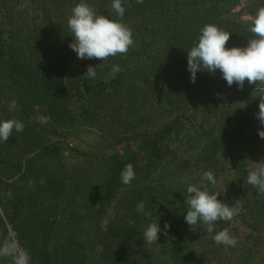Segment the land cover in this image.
Masks as SVG:
<instances>
[{"label":"trees","instance_id":"1","mask_svg":"<svg viewBox=\"0 0 264 264\" xmlns=\"http://www.w3.org/2000/svg\"><path fill=\"white\" fill-rule=\"evenodd\" d=\"M227 1L122 0L121 18L112 0H0V121L25 125L0 141V244L15 233L29 264H139L136 252L159 264H264V194L247 183L264 160L256 117L264 84L229 87L219 70L198 71L193 83L187 67L206 24L230 33L226 47H241L245 26L224 16ZM81 2L131 29L126 55L77 57L67 21ZM262 6L254 0L253 18ZM91 123L122 148L72 157L63 136ZM129 163L136 176L126 185ZM205 171L216 179L203 181L210 193L242 206L228 221L234 247L213 239L225 220L212 233L184 220L187 187L200 186ZM156 220L159 239L146 243Z\"/></svg>","mask_w":264,"mask_h":264},{"label":"clouds","instance_id":"2","mask_svg":"<svg viewBox=\"0 0 264 264\" xmlns=\"http://www.w3.org/2000/svg\"><path fill=\"white\" fill-rule=\"evenodd\" d=\"M137 3H143V0H137ZM111 7L119 17H123L125 8L122 6V0H112ZM67 24L74 38L69 43V47L79 59L105 61L110 56L126 55L130 46L133 45L132 31L127 25L120 20L110 19L108 15L98 13L83 2L73 7ZM250 31L257 38L249 40L246 47L228 48L226 44L230 39V33L221 30L215 24H206L201 30L198 43L187 51V67L191 74V82L195 83L198 71L215 73L219 70L229 87L235 83L242 90L245 81L249 85L264 84V6L258 9ZM99 67L101 64L87 66L84 75L95 79L96 69ZM113 71L120 72V66L113 65ZM259 92L257 96L260 97V103L256 117L260 124L264 125V88H260ZM9 107L16 109L15 99L10 102ZM34 119L39 123H47L48 117L37 115ZM24 127L22 121L14 118L0 121V141H8L13 129L22 132ZM258 134L264 138V127L258 128ZM135 176L133 165L129 163L120 174L121 182L130 184ZM203 181L213 185L216 183L213 173L205 171L200 186L191 184L187 187L188 196L185 203L188 205V210L184 220L193 232L199 228L198 223L202 222L205 230L212 233L216 221L231 220L234 215L242 211V206H230L222 202L218 199L221 192L210 193L208 185ZM29 183L31 184V181ZM247 183L256 188L259 194H264V160L257 162L256 167L249 171ZM143 209L144 202L141 201L136 210L143 212ZM169 228L170 224L165 222V235ZM160 232L158 220L151 222L144 231V242H157ZM213 239L217 244L226 246L234 247L237 243L236 238L230 236L226 228L217 231ZM0 257H12L13 264H29L31 259L30 253L20 245L15 233H11L0 244Z\"/></svg>","mask_w":264,"mask_h":264},{"label":"rangeland","instance_id":"3","mask_svg":"<svg viewBox=\"0 0 264 264\" xmlns=\"http://www.w3.org/2000/svg\"><path fill=\"white\" fill-rule=\"evenodd\" d=\"M28 3V2H26ZM254 0H228L227 3L222 5V9L225 10V17L230 20L239 22L245 26V33L243 35V41L241 47H246L250 39V29L254 18L250 14V7L253 6ZM62 136V135H61ZM114 135L105 133L97 125L91 123L90 125H84L76 131H70L68 135L63 138L68 142L71 151L69 154L78 156L82 152L94 150L96 152H102L101 149L107 148L106 151H113L122 146L115 145ZM111 217L114 215V211L110 212ZM227 229L230 236H232L231 223L225 221L220 230ZM222 248L227 249L228 246L219 244ZM135 260L139 264H159L156 257H152L148 260V257L136 252Z\"/></svg>","mask_w":264,"mask_h":264}]
</instances>
